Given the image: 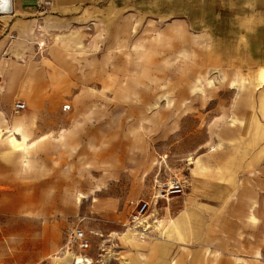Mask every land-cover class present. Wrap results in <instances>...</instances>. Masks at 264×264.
<instances>
[{
  "label": "rangeland",
  "instance_id": "374dc122",
  "mask_svg": "<svg viewBox=\"0 0 264 264\" xmlns=\"http://www.w3.org/2000/svg\"><path fill=\"white\" fill-rule=\"evenodd\" d=\"M104 36L100 30L51 26L37 29L26 48L12 55L38 85L32 100L44 83L58 96L49 97V107L25 102L24 114L2 110L3 117L75 123L69 140L57 135L51 144L39 143L43 139L34 132L25 147L55 148L59 140L70 145L78 183L85 187L77 194L75 215L63 223L43 221L37 205L23 211L18 206L13 214L0 207V264H65L60 250L73 225L89 235L94 264H142L138 254L145 250L123 225L134 205L152 196V178L165 166L181 171L188 186L180 195L185 200H171L160 211L170 224L167 241L174 240L164 264H264V111L253 110L257 119L252 115L250 122L251 111L230 108L240 95L235 79L205 78L194 86L184 77H156L164 73L163 60L150 62L134 55L123 38L109 44ZM72 80V109L60 112ZM0 129V150H16L7 130L20 132ZM12 161L15 166L18 159ZM192 168L202 180L195 187Z\"/></svg>",
  "mask_w": 264,
  "mask_h": 264
},
{
  "label": "crops",
  "instance_id": "0c3cea01",
  "mask_svg": "<svg viewBox=\"0 0 264 264\" xmlns=\"http://www.w3.org/2000/svg\"><path fill=\"white\" fill-rule=\"evenodd\" d=\"M6 8L0 11V127L10 126L20 132L15 134L21 138L16 137L19 141L36 132L43 139L39 143L51 144L57 135L58 139L62 135L69 140L76 132V124L72 121H6L1 112L22 115L27 110L25 102L43 109L49 107V97L57 98L58 91L45 90L44 83L37 92V99L32 100L31 93L38 85L30 83L29 71L12 59L19 49L26 48L37 29L51 26L100 30L109 44H116L117 38H123V44L132 46L134 55L148 56L150 62H165L164 73L154 74L156 77H184L192 79L188 82L194 86H202L200 79L205 78L235 79L233 83L240 95L230 102V108L251 111L250 122L252 115L255 116L253 110L264 111V0H8ZM174 62H179L175 69ZM178 69L181 73L174 74ZM75 84L77 82L72 80L63 95L60 112L66 98L72 99L70 94ZM16 102L24 103L25 109L15 112ZM69 103L72 109L73 99ZM27 118L24 115L23 119ZM60 126L66 127L60 132ZM25 142L20 150H0V207L5 206L6 212L13 214L18 206L23 211L37 205L44 215L43 221H70V216L75 215L77 189L85 187L76 177V154L70 145H63L60 140L57 145L53 144L55 148L36 150L30 144L26 148ZM221 152H218L219 157L224 158ZM12 157L18 159L15 166ZM171 169L165 166L161 175L155 173L152 189L155 181L169 177ZM201 181L192 168L191 187ZM182 184L184 194L188 186L185 175ZM194 198L195 195L191 197ZM171 200L179 203L185 199L179 195L156 199L152 204L151 211L157 221L156 238L137 239L140 243L137 248L145 250L138 254L142 264L155 259L164 264L163 255L173 246V239L167 241L170 224L165 219L163 222L160 216V211L166 209ZM76 226L82 227L73 225L72 228ZM84 232L90 242L89 235ZM132 238L129 239L133 241ZM145 243L152 244L141 245ZM91 244L88 255L95 263ZM65 258L63 262L70 264V258ZM180 262L181 259L178 264Z\"/></svg>",
  "mask_w": 264,
  "mask_h": 264
},
{
  "label": "built area",
  "instance_id": "2783aa9c",
  "mask_svg": "<svg viewBox=\"0 0 264 264\" xmlns=\"http://www.w3.org/2000/svg\"><path fill=\"white\" fill-rule=\"evenodd\" d=\"M1 81V74H0ZM75 88L71 90L73 95ZM70 94V95H71ZM25 109L24 103L16 102L14 111L19 112ZM62 112L70 111V103L67 101L61 106ZM183 173L175 169L170 170L169 177L164 181H155L152 196L146 201H139L134 205L126 223L123 225L137 239L156 238L157 221L152 213V204L156 199H169L183 194ZM90 242L82 227H73L66 233L65 242L60 250L62 257L70 258V264H94L93 259L88 255Z\"/></svg>",
  "mask_w": 264,
  "mask_h": 264
},
{
  "label": "bare ground",
  "instance_id": "6f19581e",
  "mask_svg": "<svg viewBox=\"0 0 264 264\" xmlns=\"http://www.w3.org/2000/svg\"><path fill=\"white\" fill-rule=\"evenodd\" d=\"M0 1H1L0 2L1 3V5H0V11L6 10L7 9L6 6L8 4V0H0ZM4 1H5V3H7L6 5H5ZM7 141H8V143H9V145L11 147H13V148H15L17 150L22 149L23 148V145H24V142H25L24 139H22V141H19L16 138V135L14 133H11V132H8ZM94 156H96V155H94ZM77 193L78 194L80 193V190L79 189H77ZM77 199H79V196H77Z\"/></svg>",
  "mask_w": 264,
  "mask_h": 264
},
{
  "label": "water",
  "instance_id": "95a60500",
  "mask_svg": "<svg viewBox=\"0 0 264 264\" xmlns=\"http://www.w3.org/2000/svg\"><path fill=\"white\" fill-rule=\"evenodd\" d=\"M5 2V1H4ZM6 4V3H5Z\"/></svg>",
  "mask_w": 264,
  "mask_h": 264
}]
</instances>
